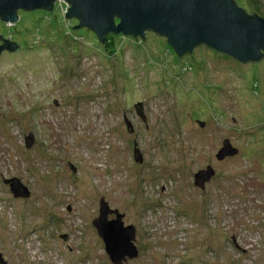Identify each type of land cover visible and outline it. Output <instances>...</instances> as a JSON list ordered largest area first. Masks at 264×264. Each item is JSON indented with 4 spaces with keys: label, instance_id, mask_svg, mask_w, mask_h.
I'll use <instances>...</instances> for the list:
<instances>
[{
    "label": "rangeland",
    "instance_id": "rangeland-1",
    "mask_svg": "<svg viewBox=\"0 0 264 264\" xmlns=\"http://www.w3.org/2000/svg\"><path fill=\"white\" fill-rule=\"evenodd\" d=\"M233 1L264 20V0ZM68 8L0 21L19 47L0 55L5 264H111L92 226L101 199L135 229L123 264H264V60L206 46L178 57L152 32L102 46Z\"/></svg>",
    "mask_w": 264,
    "mask_h": 264
},
{
    "label": "water",
    "instance_id": "water-1",
    "mask_svg": "<svg viewBox=\"0 0 264 264\" xmlns=\"http://www.w3.org/2000/svg\"><path fill=\"white\" fill-rule=\"evenodd\" d=\"M56 1L59 0H0V21L15 23L18 19L16 13L20 10L51 11L52 3ZM61 1L69 6L64 17L79 22L71 29L90 30L102 46L109 34L145 40V33L152 32L165 38L178 57L190 55L198 46H206L241 64H256L262 55L264 57V20L247 15L233 0ZM16 50L17 45L7 41L0 46V55L4 51ZM138 114L142 117L139 110ZM25 142L29 148L32 135ZM229 152L230 148L225 143L216 158L221 160ZM134 153V161L141 162L139 153ZM213 175L210 167L198 171L194 175L195 186L204 190V185ZM3 183L9 187L14 198L29 196L27 189L16 178L4 180ZM110 215H115L116 218L109 221ZM122 219V215L109 210L103 199L100 200L98 217L92 222V226L104 244L111 264H123L138 256L134 244L135 229L133 226H124ZM0 264H5L1 255Z\"/></svg>",
    "mask_w": 264,
    "mask_h": 264
},
{
    "label": "trees",
    "instance_id": "trees-1",
    "mask_svg": "<svg viewBox=\"0 0 264 264\" xmlns=\"http://www.w3.org/2000/svg\"><path fill=\"white\" fill-rule=\"evenodd\" d=\"M53 5H52V8H55V6H56V4H57V1L56 2H54V3H52ZM43 12H49V11H44V10H42ZM247 15H249V16H251V17H253V16H256L255 14H248L245 10H243ZM16 16H17V14H16ZM82 29V28H81ZM110 35H113V34H110ZM120 34H118V36H119ZM113 36H117V35H113ZM108 36H106V38H105V40L102 42L103 43V45H108L109 44V41H108ZM139 39V38H138ZM261 60H264V57H263V55H262V57H261V59H260V61Z\"/></svg>",
    "mask_w": 264,
    "mask_h": 264
},
{
    "label": "flooded vegetation",
    "instance_id": "flooded-vegetation-1",
    "mask_svg": "<svg viewBox=\"0 0 264 264\" xmlns=\"http://www.w3.org/2000/svg\"><path fill=\"white\" fill-rule=\"evenodd\" d=\"M54 8H52V10H53ZM51 10V11H52ZM9 42V43H14L11 39H7V38H0V46H3L4 44H5V42ZM18 46V45H17ZM19 47H17V49H18Z\"/></svg>",
    "mask_w": 264,
    "mask_h": 264
}]
</instances>
